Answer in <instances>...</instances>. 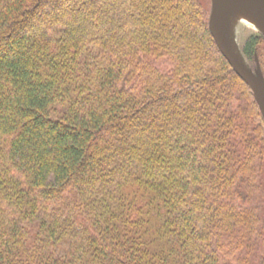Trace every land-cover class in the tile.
Instances as JSON below:
<instances>
[{
    "label": "trees",
    "instance_id": "trees-1",
    "mask_svg": "<svg viewBox=\"0 0 264 264\" xmlns=\"http://www.w3.org/2000/svg\"><path fill=\"white\" fill-rule=\"evenodd\" d=\"M204 2L0 0V264H264V120Z\"/></svg>",
    "mask_w": 264,
    "mask_h": 264
},
{
    "label": "water",
    "instance_id": "water-1",
    "mask_svg": "<svg viewBox=\"0 0 264 264\" xmlns=\"http://www.w3.org/2000/svg\"><path fill=\"white\" fill-rule=\"evenodd\" d=\"M211 3L209 28L212 36L223 56L253 91L264 120V73L260 61L256 56L255 68L246 67L227 45L220 27L226 11H239L244 18L248 15L250 20L245 18L247 21L258 24L257 28L264 35V0H211Z\"/></svg>",
    "mask_w": 264,
    "mask_h": 264
},
{
    "label": "rangeland",
    "instance_id": "rangeland-1",
    "mask_svg": "<svg viewBox=\"0 0 264 264\" xmlns=\"http://www.w3.org/2000/svg\"><path fill=\"white\" fill-rule=\"evenodd\" d=\"M211 11V0H204ZM223 37L233 53L244 63L246 67L253 70L255 63L245 54L244 45L253 36H264L262 31L247 21L239 11H226L220 24ZM264 254V249L262 253ZM260 254V255H261Z\"/></svg>",
    "mask_w": 264,
    "mask_h": 264
},
{
    "label": "bare ground",
    "instance_id": "bare-ground-1",
    "mask_svg": "<svg viewBox=\"0 0 264 264\" xmlns=\"http://www.w3.org/2000/svg\"><path fill=\"white\" fill-rule=\"evenodd\" d=\"M245 18H246L247 20H250V19H249V17H248V15H247V16H245ZM252 24H253L254 26H256V27H259V26H258V24H256V23H255V24H254V23H252Z\"/></svg>",
    "mask_w": 264,
    "mask_h": 264
}]
</instances>
